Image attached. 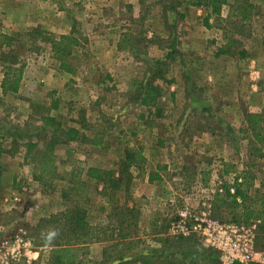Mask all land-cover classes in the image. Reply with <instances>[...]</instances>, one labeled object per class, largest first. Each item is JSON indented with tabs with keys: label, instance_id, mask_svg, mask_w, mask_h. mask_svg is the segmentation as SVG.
<instances>
[{
	"label": "rangeland",
	"instance_id": "1",
	"mask_svg": "<svg viewBox=\"0 0 264 264\" xmlns=\"http://www.w3.org/2000/svg\"><path fill=\"white\" fill-rule=\"evenodd\" d=\"M17 1V7L5 8L7 0H0V35L14 38V51L25 65L18 93L0 99V144L6 151L1 165L8 185L18 178L16 190L32 200L24 208L27 217L25 211L17 212L7 226L0 223V239L24 228L43 258L30 264H54L57 231L55 224L42 221L66 209L61 185L75 179L79 169L83 175L88 167L116 172L129 150L144 155L143 166L157 169L163 181L147 185L141 175L128 196H104L100 183L89 182V222L107 241L66 250L63 264H140L144 259L151 264H218V254L198 237L171 235L169 225L186 212L198 218L206 214L219 223L256 224L257 247H264L259 221L216 201L217 195L225 198L224 187L238 177L249 199L264 194V158L253 151L259 146L251 132H240L248 115L264 117V0H248L254 6L248 25L226 6L220 18L210 19V28L203 25L204 11L190 14L186 6L171 11L176 1ZM63 35L77 41L66 60L71 72L60 69L49 43ZM226 47L231 55H219ZM157 72L171 83L169 88L181 87L182 92L173 96L175 91L165 86L161 117L148 122L139 118L145 108L130 100ZM2 78L0 73V84ZM41 117L68 128H81L85 119L86 135L102 139L101 146L57 145V178L46 191L42 184L29 182H36L40 163L24 160L25 143L37 142L43 151L51 138V128H40ZM3 190L0 186V200ZM125 234L130 237L122 240Z\"/></svg>",
	"mask_w": 264,
	"mask_h": 264
},
{
	"label": "trees",
	"instance_id": "2",
	"mask_svg": "<svg viewBox=\"0 0 264 264\" xmlns=\"http://www.w3.org/2000/svg\"><path fill=\"white\" fill-rule=\"evenodd\" d=\"M169 2L176 1L175 4L171 5L169 9L176 11L177 7L185 8L191 6L196 8H204L210 10L211 14L216 18H220L223 8L228 7L232 16H241L240 22L243 25H248L250 17L252 15L251 10L254 7L248 3V0H168ZM208 19L205 22V26H208ZM243 27V26H241ZM40 35L41 33H37ZM51 44V50L55 54L56 59L60 62V69L71 72L67 63V57L72 54L71 49L77 47V41L72 36L63 35L57 39H49ZM14 38L7 34L0 35V61L2 71L1 88L3 93L17 94L19 86L24 78L25 65L21 63L20 55L14 51ZM232 41L229 40V45ZM229 47L223 48L219 51V55H231ZM9 50L6 51L5 50ZM177 54L176 52H173ZM245 55V52H241ZM159 82L170 85L166 78L157 72L150 83L140 86V89L136 91L134 97L131 98L130 102L133 104L139 103L142 107L152 108L155 107L158 98L161 96L163 89L157 83ZM56 108V107H53ZM155 117H161V111L156 110ZM39 121L43 124V130L46 128L52 129V135L48 143L45 145L44 150H38L39 144L37 142L25 143L24 147L27 148L25 155L26 164H34L39 162L41 167L36 173L38 177H35V181L42 184L44 191L46 187L55 178H57V167H56V155L55 147L57 145H68V144H83L90 142L94 146H101L102 139H90L85 131L88 126L81 119V128L76 127H63L62 124L51 117H41ZM87 130V129H86ZM243 134L251 132L252 142L259 147L253 151L259 153V158H264V117L258 115L247 116V127L241 130ZM13 144H17L16 142ZM34 151H36L34 153ZM5 149L0 144V184L4 175V168L1 165V159L5 153ZM145 159L141 153L137 151H126L125 158L119 162V168L116 172L104 170L98 167H88L85 169V179H81L83 176V169H79L75 179L68 180L67 183L61 185V199L66 203V209L50 217L42 222L45 225L55 224L56 232V243L53 250L54 264H63L62 258L65 251L68 253L73 252L72 248L83 250L88 245L93 243H102L107 241L106 237L97 225H92L89 222L87 206L89 204V196L86 188L89 186V182L95 181L100 183L103 187L101 194L106 196L110 193L123 192L125 195H130L131 185L134 181V174L132 169H139L140 174L143 173V163ZM227 173V171H225ZM47 176V178H46ZM50 178H49V177ZM160 173H151L149 175V181L161 180ZM62 182V181H61ZM245 182H240V178H235L232 186L226 185L225 198L220 199L217 195L216 201L229 206L230 209H241L248 219L259 221L261 229L264 230V194L260 197L249 199L243 190ZM233 188V193L231 192ZM117 203V202H115ZM231 205V206H230ZM129 212H133V207L128 208ZM231 213L234 211H230ZM58 227V230L56 229ZM130 237L129 234L122 235L121 239L124 240ZM264 248V247H262ZM217 254V253H216ZM218 257V255H217ZM70 260V259H69ZM73 264V260H70ZM68 264V263H67ZM118 264H130V262H121ZM140 264H151L148 260L144 259Z\"/></svg>",
	"mask_w": 264,
	"mask_h": 264
},
{
	"label": "built area",
	"instance_id": "3",
	"mask_svg": "<svg viewBox=\"0 0 264 264\" xmlns=\"http://www.w3.org/2000/svg\"><path fill=\"white\" fill-rule=\"evenodd\" d=\"M169 230L174 237H198L204 247L218 254V264H264V248L256 244V224L219 223L206 214L198 218L186 212L169 225ZM38 254L24 228L10 239H0V264H16L21 260L30 264Z\"/></svg>",
	"mask_w": 264,
	"mask_h": 264
},
{
	"label": "crops",
	"instance_id": "4",
	"mask_svg": "<svg viewBox=\"0 0 264 264\" xmlns=\"http://www.w3.org/2000/svg\"><path fill=\"white\" fill-rule=\"evenodd\" d=\"M37 1V0H36ZM38 2V1H37ZM17 5H18V1L17 0H7V2L4 4V6H5V8H7V7H12V8H15V7H17ZM188 9L190 10L189 11V13L191 14L192 13V11L193 10H196L197 12H200V11H204L205 13H206V19L204 20V26H205V22L207 21V19H208V24H209V22H210V19H212V17L214 16V15H212L211 14V11L210 10H206V9H204V8H191V7H188ZM196 11H194V12H196ZM187 18V17H186ZM199 20H201V19H199ZM211 23V22H210ZM206 28H210L211 26L210 25H208V26H205ZM173 83H175V82H173ZM170 87L169 85H166V84H163V83H161V85H160V87L163 89V90H165L164 89V87ZM180 89H181V87H178L177 88V90H173L172 88H169V90H173V92L175 91V93H172V95L173 96H176L175 94L176 93H178V92H182V91H180ZM186 90L187 89H184V91L186 92ZM262 91V90H261ZM260 91V92H261ZM254 93H256L255 91H254ZM260 94L258 93V95H254V97H255V99H259V96ZM3 96H5V94L3 93V90H2V88H1V84H0V99H3ZM241 97H242V95H240ZM261 98V97H260ZM163 99H167V97H166V94H161V96L158 98V100H157V103H156V105H155V107H152V108H145V107H143V108H145V115H140L139 116V118L140 119H145L146 121H150L151 119H154V120H156L155 118V111L156 110H160V111H163L164 110V108H163V104H161V100H163ZM259 102V100H256L255 102H254V105H256V106H260L261 105V103L259 104L258 102ZM134 106H136V107H142L139 103H137V104H134ZM57 121V120H56ZM83 121H84V123H87L86 121H85V119H83ZM76 128H78V127H76ZM80 129V128H79ZM83 131V130H82ZM84 132V131H83ZM142 156H144V155H142ZM146 166V165H145ZM145 166H143V173L142 174H138L137 176H135L134 175V181H136V179L138 178V177H141V175H143V177H144V179H143V183H146L147 185H151V186H153V185H159V183H161L162 181H163V176L160 174V177L162 178L161 180H154L153 182H150L149 181V175L151 174V173H159V171L156 169V170H151V171H148V169H146L147 167H145ZM158 168V167H157ZM105 169V168H104ZM137 170V172H138V170L139 169H135V168H133L132 169V172H133V174H134V172ZM86 171V170H85ZM139 173V172H138ZM83 177H84V175H83ZM84 179H85V177H84ZM133 181V182H134ZM19 182H20V180L18 179V178H16V179H14L13 181H12V185H8V178L5 176V174L3 175V178H2V181H1V184H0V186L1 187H3V191H5L4 192V195L1 197V199L2 200H0L1 202H3V203H0V223H4V225L5 226H7L6 224L7 223H9L13 218L11 217L13 214H15V215H17L18 213L17 212H24L25 210H24V208L26 207V206H28L27 205V203L28 202H30L31 200H32V197L29 195V196H27V199L24 197L25 195L24 194H22L19 190H16V186L19 184ZM30 182V184L31 185H33L34 186V184H36V183H38V182H34L33 180H31V181H29ZM91 182H95V181H91ZM18 183V184H17ZM92 184V183H91ZM26 195H28V194H26ZM34 199V198H33ZM34 202V201H33ZM1 204H4V205H1ZM26 204V205H25ZM3 206L5 207V208H3ZM3 211V212H2ZM64 210H62V212H63ZM61 212V211H60ZM6 213H11L10 215H7ZM27 210L25 211V216L27 217ZM21 216H24V215H21ZM9 217H10V219H9ZM34 218V217H33ZM36 218H38V215L37 216H35V219ZM149 219V218H148ZM150 220V219H149ZM34 258H38L39 260L41 259H43L42 258V256H41V254H38V255H36ZM37 259V260H38ZM36 260V259H35ZM34 260V261H35ZM33 261V262H34Z\"/></svg>",
	"mask_w": 264,
	"mask_h": 264
},
{
	"label": "clouds",
	"instance_id": "5",
	"mask_svg": "<svg viewBox=\"0 0 264 264\" xmlns=\"http://www.w3.org/2000/svg\"><path fill=\"white\" fill-rule=\"evenodd\" d=\"M51 235H53V236H54V235H55V233L53 232Z\"/></svg>",
	"mask_w": 264,
	"mask_h": 264
}]
</instances>
